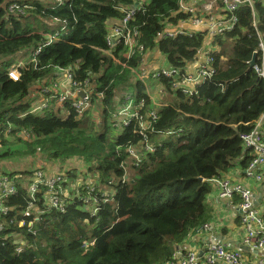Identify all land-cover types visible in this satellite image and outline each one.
<instances>
[{
    "label": "trees",
    "instance_id": "trees-1",
    "mask_svg": "<svg viewBox=\"0 0 264 264\" xmlns=\"http://www.w3.org/2000/svg\"><path fill=\"white\" fill-rule=\"evenodd\" d=\"M131 7L127 26L151 53L144 64L138 52L127 57L123 44L107 53L108 27ZM189 16L178 0H0V161L19 155L45 162L0 170L15 189L0 198L7 210L0 213V264H164L174 245L210 220L212 180L244 171L253 159L241 135L264 112V80L253 68L264 71V0L228 14L229 31L162 37ZM206 49L211 75L187 92L160 75L155 102L142 78L154 80L147 70L153 53L185 73ZM19 62L12 80L7 72ZM67 67L93 87L81 116L69 100L57 102L53 83ZM38 85L50 88L40 91L47 105L32 111ZM126 95L137 118L122 125L116 113ZM51 159L78 160L84 169L57 168Z\"/></svg>",
    "mask_w": 264,
    "mask_h": 264
},
{
    "label": "built area",
    "instance_id": "built-area-1",
    "mask_svg": "<svg viewBox=\"0 0 264 264\" xmlns=\"http://www.w3.org/2000/svg\"><path fill=\"white\" fill-rule=\"evenodd\" d=\"M55 1L60 2L61 0ZM245 1L251 4V0H178L180 10L190 14L189 19L187 21H181L179 26H174L172 29L163 32L162 37L172 38L179 34H183L184 29L192 30L194 28L203 29L211 36L225 30L229 31L233 27L234 18H227V15L231 14ZM137 7H131L128 9L121 8L124 12L123 18L108 27L109 33L106 38L109 49L107 50V53H110V49L123 44L122 46L124 49L126 48L127 57H130L134 51L138 52L143 55L141 63L144 64L147 62L151 53L147 55L143 46L138 43L137 32L127 26L128 20L134 15ZM9 9L11 11L14 9L19 10L17 5H12ZM263 49V44L259 43L258 50L263 51ZM200 56L201 58L196 62V67L193 71L190 72L187 69L185 73H181L179 69L162 63L161 53L159 51H155L152 55L151 61L148 63L149 66L147 70H151V75H149L150 72H148V75L152 76V78L156 81L154 86L156 88L158 87L159 90L161 89L159 87L160 82L158 81V76L164 75L172 78L173 88L187 92L185 86L192 88L202 79L211 75L212 69L209 67L211 57L208 50H203L200 53ZM21 65L22 63L19 62L8 70L7 74L12 80L18 79L19 67ZM253 68L257 72L258 76L264 80L263 68L257 67L256 65H254ZM61 75L63 76V80L61 82L53 83L54 87L59 88L57 102L62 104L69 100L70 105L75 109L76 113L79 116L83 115L90 106L93 87H90L88 80H85L82 83L74 80L71 67L63 69L61 71ZM48 90H50V88L45 86L42 91L48 92ZM45 102H47V99H45ZM138 105L141 106V103ZM41 108L38 105L32 111H37ZM137 109L138 107L134 105L132 96L126 95L125 101L120 106L116 116L122 125H128L131 119L137 118L135 112ZM150 113L151 118L155 119L156 114L153 111ZM241 139L243 141L244 148L248 149L253 154V159L249 163L248 167L243 171L244 179H252L256 183L264 186V112L255 122L253 129L248 133L242 134ZM147 148L149 149L150 147L148 146ZM128 152L132 157L138 156L137 151L133 148H128ZM40 175L41 173H38V176ZM55 180L57 179H51L48 181L50 189L52 188ZM212 183L216 185L217 198L220 202L232 203L234 195L239 197V201L237 203V214L238 219L240 220V225L244 229L242 241L244 244L262 252L260 258L251 264H264V190L262 206L260 208H256L254 207L251 199L252 190L244 183H234L230 177L213 179ZM35 185L36 184L30 185L32 186L31 189L29 188L31 192L35 190ZM14 192L15 189L9 179L6 176L1 177L0 198L13 194ZM52 200L55 204L58 199L53 196ZM6 211L7 210L1 206L0 202V213H5ZM214 219L219 221L220 216H216ZM22 224L23 222L21 221L20 225ZM208 228V223L203 224L202 230H206ZM173 259L174 258L172 256V260L166 261L165 264H174ZM203 259L204 261L199 263V257H197L194 252H189L185 258H182L179 261V264H216L217 261L224 264H249L241 252L229 249L225 245L214 243L207 246Z\"/></svg>",
    "mask_w": 264,
    "mask_h": 264
},
{
    "label": "crops",
    "instance_id": "crops-1",
    "mask_svg": "<svg viewBox=\"0 0 264 264\" xmlns=\"http://www.w3.org/2000/svg\"><path fill=\"white\" fill-rule=\"evenodd\" d=\"M200 55L198 59H200ZM196 67V61L188 63V71H193ZM243 171L233 169L225 177H230L231 180L242 182L252 190V203L254 207L262 206L263 190L262 184L256 183L252 179H244ZM207 206L210 213V220L207 222L209 228L200 230L193 235H189L180 244L173 246L174 264H179L182 258H185L189 252H194L199 257V263L204 261V255L207 246L211 243L225 245L229 249H234L244 255L246 261L251 264L258 260L262 252L243 243L244 229L240 225V220L237 214V203L235 202H220L217 198V188L213 184V190L207 196ZM220 216L217 221L214 218ZM165 264V263H164ZM216 264H224L217 261Z\"/></svg>",
    "mask_w": 264,
    "mask_h": 264
},
{
    "label": "rangeland",
    "instance_id": "rangeland-1",
    "mask_svg": "<svg viewBox=\"0 0 264 264\" xmlns=\"http://www.w3.org/2000/svg\"><path fill=\"white\" fill-rule=\"evenodd\" d=\"M26 58V56H25ZM144 80H146L147 82V85L150 86L148 87L149 90H152L151 91V94H152V97L154 98V101L157 99V100H160L162 95L161 94H158L159 93V89L158 87L156 88L154 86V83H156V81H148L147 79H145L144 77H142ZM37 88H40V85L37 86ZM43 87H41L40 89H37L33 95L34 96H37V98H39L40 100L38 101L39 102V107H44L46 106V102H45V99L43 97H41V94L40 91L42 90ZM157 100L155 102H157ZM96 130H101L98 127H96ZM52 160V159H51ZM53 163L54 166H56L57 168L61 165L62 167H67V169H70L72 167H75V166H79L78 167V170H83L84 168L82 167L81 165V162L78 161V160H66L65 162H61L60 160L58 159H55V160H52L51 161ZM43 163L44 162V158L42 157H39V156H30V157H24V156H19V155H13L10 159H6V160H2L0 161V170H16V171H20V170H24L23 168H26V169H33V168H36L38 167V165H40L41 167L44 168L43 166ZM61 163V164H60ZM38 173H41V172H38ZM42 174V173H41ZM32 186H29V188L31 189Z\"/></svg>",
    "mask_w": 264,
    "mask_h": 264
},
{
    "label": "water",
    "instance_id": "water-1",
    "mask_svg": "<svg viewBox=\"0 0 264 264\" xmlns=\"http://www.w3.org/2000/svg\"><path fill=\"white\" fill-rule=\"evenodd\" d=\"M254 61H255V55L252 56L249 65H250V66H253ZM81 95H83V94H81Z\"/></svg>",
    "mask_w": 264,
    "mask_h": 264
}]
</instances>
